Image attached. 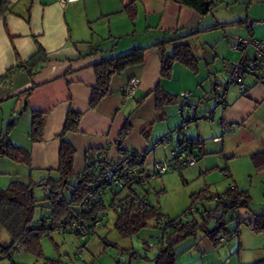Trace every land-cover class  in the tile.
Segmentation results:
<instances>
[{
	"label": "crops",
	"instance_id": "0c3cea01",
	"mask_svg": "<svg viewBox=\"0 0 264 264\" xmlns=\"http://www.w3.org/2000/svg\"><path fill=\"white\" fill-rule=\"evenodd\" d=\"M9 1L10 10L0 19V75L14 67L18 58L29 60L39 48L47 59L33 77L20 72L11 87L0 90V138L9 128L8 140L30 152V165L17 162L22 167L13 166L27 172L28 182L55 174L50 170L59 167V137L70 110L82 113L79 130L65 137L76 150L75 173L84 172L88 161L100 154L115 160L123 151H148L151 163L169 157L170 144L157 145L156 141L182 124L180 102L159 109L154 93L157 86L173 96L190 92V115L195 120L183 133L200 140L203 147L195 168L200 173L217 166L227 170V178L228 172L236 179L240 162L249 170L251 154L264 150V78L248 77L246 93L230 84L226 100L221 102L216 94L228 83L229 63L239 54L234 52L235 59H223L220 67L212 66L221 41L229 39L233 44L237 37L246 36L248 22L253 35L264 41V0H213L216 5L205 16L174 0ZM129 5L134 6L130 13L125 10ZM196 31L188 41L198 59L197 70L176 62L172 76L162 77L160 53L152 45ZM78 44L88 45L87 50H79ZM137 47L148 48L144 62L114 75L109 93L97 108H90L97 83L94 64ZM167 48L170 53L172 47ZM133 77L139 78L140 84L134 97L124 101L123 87ZM33 110L43 112L45 120L43 138L35 142L30 139ZM212 110L213 115L207 118ZM13 114L19 118L10 125ZM126 120L132 130L119 144ZM7 161L0 158L4 166L0 170L10 167ZM209 185L204 189L210 191Z\"/></svg>",
	"mask_w": 264,
	"mask_h": 264
},
{
	"label": "trees",
	"instance_id": "16d2710c",
	"mask_svg": "<svg viewBox=\"0 0 264 264\" xmlns=\"http://www.w3.org/2000/svg\"><path fill=\"white\" fill-rule=\"evenodd\" d=\"M174 1L178 4L193 8V10H196L202 16L211 13L216 5V2L213 0ZM9 10L10 1L0 0V19L4 17ZM125 10L130 13L134 10V6L129 5ZM221 26H223V24ZM196 33L197 31L182 36H176L171 39L156 42L152 45V47H155L160 53V60L162 61V77L169 78L172 76L173 66L176 62H180L194 71L197 70L198 59H196L193 49L190 47L191 45L188 41L189 37ZM169 46L172 47L170 53L167 48ZM147 49V47H137L128 53L111 58H103L99 63L97 62L94 64L93 67L97 76V83L92 91L89 104L90 108H97L102 98L109 93V86L114 75L124 72L129 66L135 64L139 65L144 62L143 60ZM46 61V55L42 48H39L37 53L27 61H22L18 58L17 64L14 65V67L0 75V90L11 87L15 79L14 77L20 72H26L30 77H33V75L43 67V64L46 63ZM154 93L156 94L157 106L159 109H162L166 104L176 103L178 100L181 104V94L178 96L170 95L160 86H157L154 89ZM216 95L217 99L222 102V90L221 93L219 91ZM188 104V108L192 111L193 106L190 102V96ZM67 113L65 124L63 125V132L59 137L61 139L59 167L54 171L50 170V173H55V175H48L37 183L34 181L24 182L17 179L11 181L6 188L0 185V230H5L10 238L8 244H2L0 242V260L10 258L14 252L20 250L36 257H42L44 255L42 246L44 236H50L53 231H56L62 218L66 216L69 217L73 214L72 210L76 208L81 201V198L87 193L89 185L96 181L95 175L88 174L86 171L79 174L74 172L73 161L76 155V150L65 137L68 133L77 132L79 130L82 113L73 110H70ZM190 113L186 117L178 113L182 117V124L175 131L167 133L171 135L172 142L164 141L160 143L161 145L170 144V156L163 160H155L154 162L172 160L171 150L176 147H183L189 151L195 152L197 162H199V158L203 154V147L200 144V140L189 139L183 133L187 128L188 123L195 120V118L191 117ZM31 115L30 139L35 142L43 138L45 120L43 112L33 110ZM209 117L210 115L207 116V118ZM17 121L18 118L13 114L10 125L16 124ZM131 130L132 125L129 123V120H126L120 135H118L119 144L123 142ZM8 134L9 128L0 138V158L9 157L16 161V163L20 162L30 165L31 155L30 152H28V149L11 143V141L8 140ZM180 139H182V144L176 146V142ZM130 151L138 152L139 150L123 151L121 154ZM147 152L148 151L142 152L145 154L146 158L148 154ZM101 155L102 154L93 158H98ZM251 155L253 167L259 172L264 171V150ZM146 158H144L145 163L147 160ZM150 168H148L147 171H150ZM181 170L182 169H180L179 172ZM142 171L147 172L145 169ZM169 171L175 170L170 169L167 172ZM224 171L226 173L227 170L225 169ZM159 175L163 174L157 173L156 175H152L148 173L147 185L140 184L136 192L131 190L132 192L126 193L125 196H123L124 193L122 192H115L116 196H123V198H121L123 201L122 208H120L121 210L114 211L115 227L119 234L123 237H132L143 229L149 227L150 223H152L154 229H158L161 238L155 243V246H153L157 249L156 257L152 259L153 264H176L175 248L178 243L189 236H195L199 232H202L204 237L209 239L214 245L224 244V241L239 234L238 228H234L235 230L233 231H230L227 228V223L231 219H236L238 221V227L245 223L251 225L255 231L264 230V208L258 212L252 211V200L250 195L243 190H240L234 180L227 191L225 190L222 193H211L208 188L194 193L192 197L193 205H191L192 207L189 212L184 213L179 217H170L163 213L159 208L158 203L154 204L148 196L150 179ZM227 175L231 177L228 172ZM45 184L49 186V192L44 194L43 200L38 199L34 194V187L36 185L43 187ZM69 188H72L71 196L66 198L65 191ZM144 198L150 199V201L143 203ZM208 198H211L216 202L215 206L211 208L203 206L201 209L195 206L197 202L203 205L204 200ZM110 206L112 207L111 203ZM105 208L107 209V205L104 203L103 198H101L98 203L92 207L91 212L97 213L98 211L105 210ZM46 209L48 211H46ZM242 209L251 211V214L248 215L249 217L241 216ZM195 211L198 212L200 218L192 217L193 219H187V221H185L184 218H187L188 214L194 215ZM45 218L50 219L49 223L45 222ZM251 218L253 219V223H246V220H252ZM213 221L214 227H211L210 224ZM102 223L100 225H102ZM97 227L93 228L88 234V237L82 241L88 240L91 236L90 234L96 232ZM67 233L68 232L64 234ZM221 233H224L225 236H220ZM148 248L151 247L148 246ZM127 252L128 255H130V250H127ZM134 255L135 253L133 252L132 257ZM121 257H126V253L121 252V256L117 260L118 264H128L125 262V258L122 260ZM130 262L131 259L129 264ZM54 263L63 264L60 261H54ZM253 264H264V260Z\"/></svg>",
	"mask_w": 264,
	"mask_h": 264
},
{
	"label": "rangeland",
	"instance_id": "374dc122",
	"mask_svg": "<svg viewBox=\"0 0 264 264\" xmlns=\"http://www.w3.org/2000/svg\"><path fill=\"white\" fill-rule=\"evenodd\" d=\"M232 41L223 39L216 54L212 66L220 67L223 59H235L236 54L230 51ZM218 52V54H217ZM225 53V54H224ZM217 55V56H216ZM221 93V89H220ZM214 100V98H212ZM219 100V99H217ZM203 100L202 102H204ZM213 111V110H212ZM210 111L206 116L210 115ZM9 161L10 167L0 170V185L5 187L9 184V178L28 182L27 172H22L13 166L22 165L16 163L13 159L5 157ZM145 166L150 168L151 156L146 158ZM212 160V159H211ZM3 163H0V169H4ZM198 165V163H197ZM197 165L192 168H186L179 171H169L163 175L155 176L150 179L148 185L149 198L154 204L159 205L163 213L170 217H179L189 212L193 205V195L204 189L207 184L211 193H222L227 191L234 177L227 178L222 168L213 167L211 171L200 173L196 170ZM238 165L237 182L235 184L251 197V210L258 212L264 208V171L259 172L253 167L245 170ZM25 173V174H24ZM21 175V176H20ZM55 175V174H54ZM234 180V181H235ZM37 183V178L34 179ZM72 188L65 191L66 198L71 196ZM34 194L38 199L44 198L42 186L34 187ZM113 194L106 196L107 215L96 232L86 241H82L73 233L60 234L52 232L50 236H44L42 240L43 256L36 257L32 254L16 251L10 258L0 260V264H55L54 261L63 264H118V258L121 252L126 253L125 262H127L128 252H134L130 264H153L152 259L156 257L157 249L153 244L157 241L159 235L158 229H154L152 223L150 226L138 232L132 237H123L115 227V212L110 206ZM215 201L211 198L204 200L203 205L198 203V208H211L215 206ZM46 211H48L46 209ZM250 210H241V216L247 217ZM192 217L200 218L197 211L195 214H188L187 219ZM249 217V216H248ZM214 227V221L210 224ZM230 231L238 228L239 234L224 241V244L214 245L209 239L204 237L202 232L195 236H189L175 248L176 264H253L264 260V230L255 231L251 225L241 224L238 227V221L231 219L227 223ZM220 236H225L221 233ZM0 242L8 244L10 238L8 233L0 230ZM149 247L151 248H148Z\"/></svg>",
	"mask_w": 264,
	"mask_h": 264
},
{
	"label": "built area",
	"instance_id": "2783aa9c",
	"mask_svg": "<svg viewBox=\"0 0 264 264\" xmlns=\"http://www.w3.org/2000/svg\"><path fill=\"white\" fill-rule=\"evenodd\" d=\"M74 0H59L60 3L66 4ZM247 35L237 37L233 44H231V50L239 54L238 58L229 63L230 67V78L228 83L223 85L222 89V102H225V96L227 89L230 84H234L238 87L239 92H246L245 80L248 77H254L258 81L264 77V41L257 39L252 31V23L248 22L247 24ZM140 84V79L133 77L127 81L123 87V100H131ZM188 91L182 92L181 97L182 101L180 108H178V113L183 116H188L191 110L189 107V96ZM213 115V111L210 114ZM17 118L19 115L15 114ZM220 138H216L215 141H220ZM164 141L172 142L171 135L167 134L166 136L157 140V144H160ZM182 144V139L176 142V146ZM174 146V147H176ZM143 151H130L124 154H121L119 158L113 159L108 157L106 154L101 155L98 158H93L88 161L87 167L85 169L88 174L95 175L96 181L89 185L87 193L84 197L81 198V201L78 203L76 208L73 211V214L69 217H64L59 223V226L56 228V234H64L66 232H72L80 240H85L88 237L90 231L99 226L107 215V210L98 211L97 213H92L91 209L94 207L98 201L103 198L104 203L106 204V196L110 193L113 194V197L110 201L112 204V210L120 211L122 208L123 196L126 193L132 192L131 190L137 191L138 187L141 185H147L148 178L147 174L156 175L164 174L168 170L173 169L179 171L183 168H192L197 165V157L195 152L189 151L185 148L176 147L171 150L173 158L172 160L165 162H154L147 171L145 166L144 158L145 154ZM147 172H143L142 170ZM49 186L45 184L43 188V193L47 194L49 192ZM115 192L124 193L123 196H116ZM119 194V193H118ZM150 199H143L144 202H149ZM252 219V218H251ZM49 218H45V222L49 223ZM253 223L252 220H246V223ZM161 238L159 234L157 236V241ZM155 246V244H153ZM123 260L124 258L121 257Z\"/></svg>",
	"mask_w": 264,
	"mask_h": 264
},
{
	"label": "water",
	"instance_id": "95a60500",
	"mask_svg": "<svg viewBox=\"0 0 264 264\" xmlns=\"http://www.w3.org/2000/svg\"><path fill=\"white\" fill-rule=\"evenodd\" d=\"M77 48H78L79 50H85V51H86L87 48H88V45H85V44H78V45H77ZM31 192H32V190H31ZM132 255H133V252H131L130 255L127 257V263H128V264H129V261H130Z\"/></svg>",
	"mask_w": 264,
	"mask_h": 264
}]
</instances>
